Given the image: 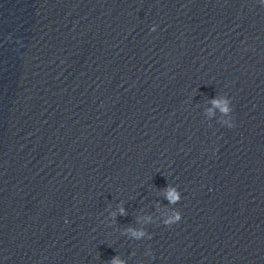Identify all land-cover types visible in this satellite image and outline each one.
Here are the masks:
<instances>
[{
	"label": "clouds",
	"instance_id": "9594fccd",
	"mask_svg": "<svg viewBox=\"0 0 264 264\" xmlns=\"http://www.w3.org/2000/svg\"><path fill=\"white\" fill-rule=\"evenodd\" d=\"M261 4H264V0H261ZM157 26L153 25L151 27V31H156ZM229 100L228 99H224V100H213L212 104L216 107H219L221 112L224 114H229L233 111L232 107L229 106ZM209 112H211V109L209 110ZM224 123L227 125V127L231 128L234 127V124L232 122V120H226L224 121ZM165 195L166 198L168 199L169 203L172 205H176L181 201V193L178 190V187H173V186H169L167 189H165ZM118 214L119 215H125V209L121 206L118 209ZM117 215L116 212L111 213V216L114 220L115 216ZM148 220H150L151 218H147ZM182 219V214L181 212L177 209L174 210L172 212V214L170 216H168L167 218H165L163 220V224L165 226H171L173 224L178 223L180 220ZM130 234V236L132 237V239L134 240H141L145 237H147L148 239H151V236L149 234H147L145 232L144 229H135V228H127L124 232V235H128ZM109 264H127V262L123 259H121L119 256H115L113 257Z\"/></svg>",
	"mask_w": 264,
	"mask_h": 264
}]
</instances>
